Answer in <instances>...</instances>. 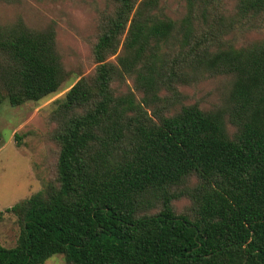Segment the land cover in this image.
<instances>
[{
    "label": "trees",
    "instance_id": "obj_1",
    "mask_svg": "<svg viewBox=\"0 0 264 264\" xmlns=\"http://www.w3.org/2000/svg\"><path fill=\"white\" fill-rule=\"evenodd\" d=\"M183 1L174 19L163 0H109L93 73L49 114L55 178L6 210L19 234L0 264H264V37H234L264 29V0L230 13ZM67 76L53 25L0 23V104L39 101ZM206 77L228 79L221 104H184L180 86Z\"/></svg>",
    "mask_w": 264,
    "mask_h": 264
},
{
    "label": "rangeland",
    "instance_id": "obj_2",
    "mask_svg": "<svg viewBox=\"0 0 264 264\" xmlns=\"http://www.w3.org/2000/svg\"><path fill=\"white\" fill-rule=\"evenodd\" d=\"M166 12L174 19L185 14L183 0H163ZM109 0H22L20 4L0 3V23L21 17L28 26L45 28L53 25L57 50L62 58L67 78L60 89L39 101L21 106L0 104V245L15 246L19 234L17 217L6 210L42 191L56 175L58 145L51 139L56 127L49 114L57 102L79 79L93 73L96 66L92 46L97 38L101 14ZM230 13L235 0H224ZM238 44L264 37V29L234 36ZM178 48L176 47L174 51ZM225 77H206L196 84L180 86L184 104H197L210 109L221 104L228 88ZM118 92L133 89L132 82L114 84ZM187 199L175 204L177 211L185 210ZM45 264H65L60 254Z\"/></svg>",
    "mask_w": 264,
    "mask_h": 264
}]
</instances>
